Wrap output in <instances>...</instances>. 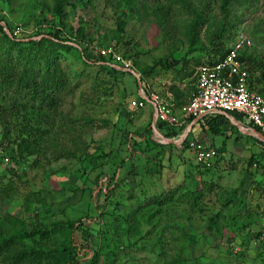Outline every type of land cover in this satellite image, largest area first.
<instances>
[{
  "label": "rangeland",
  "instance_id": "obj_1",
  "mask_svg": "<svg viewBox=\"0 0 264 264\" xmlns=\"http://www.w3.org/2000/svg\"><path fill=\"white\" fill-rule=\"evenodd\" d=\"M220 3L221 0H145V3L138 0L133 14L123 8L120 0H68L62 6L61 16H56L52 12L53 0H10V3L0 0L3 19L0 26L5 34L9 35L6 25L12 28V33L15 31L12 35L16 39L59 30L61 40L71 47L54 62L66 85L57 96L56 105L42 110L41 127L46 133L34 144L23 134L28 139L24 144L34 154L16 151L24 120L34 122L28 106L32 102L27 101L24 91L16 90V81L0 89V210L22 220L27 231L33 225L47 229L59 221L76 222L86 217L83 222L91 232L87 242L97 254L95 264H220L224 262L222 253L227 244L210 236L207 219L220 211L222 200L235 190V201L221 210L218 220V224L227 226L224 239L231 232L243 245V249L234 246L236 257L233 254L235 260L230 263L264 264L259 254L264 249V159L256 156L263 148L257 143V151L251 144L254 140L238 135L236 127H232L238 137L236 144L246 141L253 153L238 151L234 146V153L225 159L221 157L208 172L195 171L192 156L185 149L164 144L149 134V139L162 147L149 146L145 154L137 149L127 150L126 161L138 168L135 169L146 182L135 185L134 173H122L125 181L121 193L133 197L123 204L126 214H111L104 204L109 192L106 178L122 176L116 166L124 155L120 145L124 144L127 132L137 135L149 126L146 121L149 113L143 115L126 107L135 96L137 85L131 72L144 80L141 69L158 61L169 67L182 57L185 71L195 70L194 62L201 64L212 59L211 51L218 49L216 45L227 46L236 32L243 31L252 41L248 52L263 63L264 73V0H231L225 17ZM118 20L123 22L120 32ZM106 47L128 62V71L109 73L98 67L102 63L94 60L100 57L95 56L94 49ZM88 60L92 64L84 63ZM107 63L111 67L112 62ZM31 67L40 71L39 75L44 70L41 63ZM258 73L256 70L250 75L256 77ZM156 74L173 80L184 77L181 72L161 68L159 63L152 75ZM140 117H145L146 125L136 123ZM51 122L54 126L50 127ZM192 134H196L195 130ZM232 142L233 138H228L226 146ZM254 155L253 165L246 167L251 176L244 179V166ZM148 169L151 172L147 175ZM98 176L102 177L95 183ZM201 184H211V190L199 194ZM99 189L102 194H97ZM161 193L170 195V201L162 206L144 207L135 214L139 218L131 214L126 221L128 212L143 199L149 202ZM180 195H188L189 200L186 197L178 200ZM93 204L104 206L102 216H98ZM237 213H240L237 221H241L229 228L230 217ZM247 214L249 218L245 219ZM149 217L152 218L148 230H143L139 236L142 239H136L134 234L140 231L137 224L146 223ZM137 218L138 223H134ZM241 223L248 225L241 229ZM182 232L195 235L196 246L185 249ZM79 234L73 235L76 241ZM257 234L261 244L257 242ZM61 243H65L62 230L49 239L33 237L24 241L29 247L38 244L44 251ZM8 253L0 255V264H10ZM37 261L17 264H37Z\"/></svg>",
  "mask_w": 264,
  "mask_h": 264
},
{
  "label": "trees",
  "instance_id": "obj_2",
  "mask_svg": "<svg viewBox=\"0 0 264 264\" xmlns=\"http://www.w3.org/2000/svg\"><path fill=\"white\" fill-rule=\"evenodd\" d=\"M5 3H10V0H2ZM68 0H53V13L56 16H61L62 14V6L67 2ZM136 0H120L122 3L123 8L127 9L129 13H135V4ZM141 2L145 3V0H140ZM231 0H221L220 3V9L224 15V17L227 14V7L229 6ZM0 22H3V19L0 18ZM123 27L122 21H117V31H121ZM9 35L5 34L3 31V27L0 26V89H5V86H10L12 82L16 81V90L24 91V95L27 98L28 102H32L30 105L31 113L34 116V122L33 124L28 123L29 119H25V123L20 129V132H18L19 136V142L16 144V151L21 154H34L35 152L28 151L26 145V141L28 139L23 137V134H26L28 137L32 139V141H29L30 143L35 142V140H38L40 137L43 136L46 129H43L41 127V122L43 123L44 120V114L43 111H48L52 107H54L56 104L57 96L60 94V91L63 87L66 85V81L63 77H61L54 66V62L56 58L60 57L62 52H66L67 50H70L71 47L64 43V41L60 38V31L55 30L53 33H37V35L33 37H29L28 39H16L12 35V28L6 25L5 28ZM219 34H216L215 37H219ZM227 39V37H226ZM218 49H213L211 51L212 59H209L208 61H205L201 64H198V62H194L193 65L196 66L195 68L203 65V64H213L220 59H222L227 51V46L218 44L216 45ZM250 49V48H249ZM249 49L244 50L239 55V59L241 62L247 65L245 68H247V89L251 93H255L257 95L264 97V79H263V70L261 68L263 67V63L257 62L253 57H251V53L248 52ZM207 51V50H206ZM210 51V50H208ZM2 52V53H1ZM216 57V58H215ZM94 60H96L98 63H102L101 66H98L100 69L106 70L109 73H121L120 71H116L112 67H109L110 65L107 63L109 59H104L102 57H96ZM41 63L43 65L44 70L35 71L32 69L31 65H38ZM85 64H92L90 60L84 61ZM158 63L161 65V68L163 69H173L174 71L181 72L184 76L183 79L193 77L194 71L189 70L185 71L184 65H185V59L182 57L181 59L175 60L171 63L169 67H165V65L161 64L160 61L153 64L150 67H146L144 69L140 70V73L147 77H151L154 73L155 68L158 66ZM107 64V65H106ZM259 72V75H255L256 77H253L252 74L253 71ZM249 73V74H248ZM140 83H142V78L139 77ZM35 104V105H34ZM34 108V109H32ZM138 110V109H134ZM234 118L237 119V117L233 114H231ZM192 119H189V121ZM199 121V125L203 123L204 126L207 127V129L213 133V134H220L223 126L227 124V120L220 115L210 116L206 118H202ZM34 125V126H33ZM53 124L52 122L49 124L51 127ZM54 126V125H53ZM159 127V126H158ZM157 127V128H158ZM160 128V127H159ZM175 132L173 130H170L168 134H165L164 137L167 139H172L175 137ZM136 133H128L126 134V137L124 138V144L120 145L122 147L121 152L124 153L122 156L123 158L119 160L116 168L120 172V175L122 173L125 174H132L134 173V179L136 181L135 185H141L145 181V178L143 175L138 173V168L131 165V161H126L128 159V152L127 150H139L141 153H146L149 150V146H157L162 147V145H158L154 143L151 139H149V126H147L143 133L137 134ZM127 143V144H126ZM131 143L133 145H131ZM186 141H184L179 149H185L186 148ZM127 145V146H126ZM131 146V147H130ZM172 146V145H169ZM260 146L263 148L262 151H260L256 156H259V158L264 159V145L261 143ZM214 149V148H213ZM215 150V149H214ZM215 158L210 162V165L207 167H203L200 165H195L193 163V167L195 171H205L208 172L212 170V167H215L218 160V151L215 150ZM122 154V153H121ZM8 155V154H7ZM256 156H252L244 166V175L243 178L247 179L251 176V172L246 169V167H250L253 165L252 158H256ZM1 158V155H0ZM129 160V159H128ZM1 162V160H0ZM256 162V161H255ZM258 164V163H257ZM137 168V170L135 169ZM151 171L148 169L146 171V174L148 175ZM123 174V175H125ZM122 176H118L117 178L111 177L106 178V188L109 189V192L107 193L108 198H105L104 204H106L111 214L114 215H125L126 212H123V210L126 209L125 200L129 201L132 200V194L131 195H123L121 193V185H124L123 181H125V178ZM102 177V176H101ZM98 176L95 180V183L98 182L97 180L101 178ZM104 177V175H103ZM132 178V179H133ZM111 187V190H110ZM212 185L211 184H201L199 187V194L202 193L204 190H211ZM132 189V187H130ZM177 191V189H175ZM174 190V191H175ZM118 191L117 194H115ZM172 191V192H174ZM102 194L103 191L99 189L97 194ZM171 193V192H170ZM162 194V195H161ZM160 195H157L155 197H152L151 201L148 202L147 199H143L142 202L135 206L133 210L128 212V217L126 218V221H129V216L131 214L134 215V218L139 215H135L138 212H140L141 209L144 207L150 206V205H156V206H162L166 201H170V195L166 193H161ZM235 194L236 191L233 190L226 199L222 200L220 203V211L217 213L211 215L207 221L206 224L207 231L209 232L210 236L213 238H219L225 240V244H227V249H225V252L223 254V260L224 262L220 264H233L230 263L231 260H235L233 258V254L236 257V253H233L234 246L240 247V249H243V245H241L238 242L237 236L231 232H229L231 235L224 239L223 233L227 229V226H223L221 224H218V220L220 217L221 210L225 209L230 204H233L235 201ZM116 196V198H115ZM5 197V196H4ZM104 197V196H103ZM189 200V196L187 195H180L178 196V200L181 198H185ZM6 199V198H5ZM112 199H116L117 201H113ZM147 201V202H146ZM194 201V200H193ZM143 204V205H142ZM194 204V203H193ZM94 209L98 216H102L104 213L102 211V206L99 204H93ZM104 208V206H103ZM158 212V211H155ZM1 217H0V255L2 253L7 254V251H10L9 256L11 258L10 264H17L24 261H37V264H48L45 262H41L43 260L50 261L53 264H95V261L97 259V254L91 249L89 246L88 238L91 237V232H89L88 228L85 227L84 222L86 220V217L83 218V220H77L74 221H59L48 227L47 229L43 225H33L32 229L30 231H27V228L25 226V223L17 219L15 217H12L11 215H6V213L2 210H0ZM240 217V213H237L236 216H232L229 219L228 227L232 228L241 221H237V218ZM88 219H91V217H88ZM97 216L95 217L96 220ZM138 218L134 223H138ZM152 217H149L147 219L146 223H140L137 224L136 229H139L136 234H134V237L136 239H142L139 236H142L143 230H148L147 226L150 222V219ZM249 218L248 214L245 216V219ZM94 220V218H92ZM87 221V220H86ZM240 228H246L248 223H241ZM62 230L65 235V243H61L53 250H46L44 251L43 247L37 244L35 247H29L26 244H24V241L26 239L30 238H37L38 240L43 239H49L52 237L55 233ZM3 231V232H2ZM79 232V239L76 241L74 239V233ZM149 233H152V230L149 231ZM183 238L185 239L186 245L184 248H189L190 246H196V236L195 235H186L184 232H182ZM257 234L256 238H258V243L261 244V237ZM101 240V239H98ZM168 242V240H167ZM101 243V242H100ZM137 245V243H133ZM232 244V245H231ZM19 246V249H16ZM238 249V250H240ZM260 254V259L264 260V256ZM88 256V257H87ZM237 256H241L240 254H237ZM235 262V261H234Z\"/></svg>",
  "mask_w": 264,
  "mask_h": 264
},
{
  "label": "built area",
  "instance_id": "obj_3",
  "mask_svg": "<svg viewBox=\"0 0 264 264\" xmlns=\"http://www.w3.org/2000/svg\"><path fill=\"white\" fill-rule=\"evenodd\" d=\"M251 46V38L245 32L238 31L228 43L222 59L195 68L194 93L188 102L178 109L180 118L174 113L173 106L154 91L142 92L140 89L137 97L130 100L128 106L132 109H142L149 105L155 116L153 125L159 123L176 128L187 119L200 120L215 115L225 116L235 122L241 130L245 129L255 135L260 134L262 140L258 139L264 145V97L247 89L245 64L239 59L241 52ZM94 54L109 59L112 62L111 67L116 71L129 70L128 62L108 47L95 48ZM179 139L180 137L175 138V141ZM182 143L177 144V147ZM185 145V150L191 154L195 165L207 167L215 158V150L201 142L191 140L186 141ZM3 161L6 162V159ZM261 253L264 256V249Z\"/></svg>",
  "mask_w": 264,
  "mask_h": 264
},
{
  "label": "crops",
  "instance_id": "obj_4",
  "mask_svg": "<svg viewBox=\"0 0 264 264\" xmlns=\"http://www.w3.org/2000/svg\"><path fill=\"white\" fill-rule=\"evenodd\" d=\"M136 75H138V74H136ZM159 75L160 74H156V75H152L151 77L144 78L142 83H140V80H139V82H138L139 84L137 83V85H136L135 96L132 97L130 100L135 99L137 97V93L139 92L140 89L142 92L154 91V92L158 93L161 97H164L165 101H167L168 103H170L173 106L174 113L180 118V114H178V109L180 107H182L183 105H185L194 93V78L189 77V78H185V79L173 80L172 77H167V75H163V74L161 76H159ZM138 77H139V75H138ZM126 107L130 108L128 106V104L126 105ZM138 111L142 112L141 114H143V112L145 114L149 113L150 118H149V120H146V121L147 122L149 121V130H151V122H152V117H153L152 108L149 105H146L144 108L138 109ZM145 114H143V115H145ZM223 117L227 120V124H225L223 126L222 130L220 131L221 132L220 134L211 133L207 129V127L203 125V123H201V125H199V122H202V121L195 120V119H192L190 121H189V119H187L186 121H183V123L181 125H179L178 128L169 127V126H166L164 124L162 125L159 123H155L153 126L157 130V132L160 135H162L163 138H165L164 137L165 134H168L170 132V130H173L176 132H175V137L171 139L172 141H175V138L178 139V137H181L184 133H186V137L183 141L194 140V141L201 142V143H203V144H205L211 148H214L215 150L218 151V154H219L218 155L219 158L217 161H219L221 159V157H222V159H225V156H227V155L230 156L232 153H234L233 152L234 146L238 147V151H239V149H242V150H246V151L253 153L251 151L250 145H247L246 141L244 142L245 144H242V145L236 144L238 137H237V135H235L232 127H236L238 135L239 134L244 135L247 138L249 137L250 139H253L254 141H253V143H251L252 146L256 147L257 151L259 150V148L256 146V144L258 143L260 145L261 142L259 141L257 135L253 134L250 131H247V130L245 131V129H244V131L241 130L238 127V125H236L235 122L230 120L228 117H225V116H223ZM136 120H137L136 123L146 125L145 117L144 118L140 117ZM227 126H230V127L228 128ZM146 127H147V125L143 128L142 132L144 131V129ZM194 127H195L194 130H195L196 134H192V131H194L193 130ZM150 134H151V136H153L155 138V135L152 133V131H150ZM230 137L233 138V142H232V145L229 144L227 147L226 146V140ZM156 138H158V137H156ZM165 139H167V138H165ZM151 140L153 141L152 138H151ZM169 145L174 146V144H172V143H170Z\"/></svg>",
  "mask_w": 264,
  "mask_h": 264
},
{
  "label": "water",
  "instance_id": "obj_5",
  "mask_svg": "<svg viewBox=\"0 0 264 264\" xmlns=\"http://www.w3.org/2000/svg\"><path fill=\"white\" fill-rule=\"evenodd\" d=\"M131 74L137 79V83H138V82H139V77H138V75H136L134 72H131ZM138 84H139V83H138ZM154 120H155V116H154V114H153L152 122H151V131H152V133H153L156 137H158V138L161 140L162 143H164V144H170V143H172V144H174V145H177V144L183 142V140H184L185 137H186V133H184V134L180 137V139L177 140V141H172L171 139H165V138H163L162 135H160V134L157 132V130L154 128V126H153V122H154ZM188 129H189V128H188ZM256 135H257V137H258L260 140H262V137H261L260 134H256Z\"/></svg>",
  "mask_w": 264,
  "mask_h": 264
},
{
  "label": "bare ground",
  "instance_id": "obj_6",
  "mask_svg": "<svg viewBox=\"0 0 264 264\" xmlns=\"http://www.w3.org/2000/svg\"><path fill=\"white\" fill-rule=\"evenodd\" d=\"M156 137V136H155Z\"/></svg>",
  "mask_w": 264,
  "mask_h": 264
}]
</instances>
